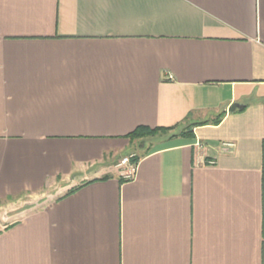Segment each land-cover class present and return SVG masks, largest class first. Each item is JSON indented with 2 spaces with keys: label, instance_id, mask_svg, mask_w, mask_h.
Wrapping results in <instances>:
<instances>
[{
  "label": "crops",
  "instance_id": "obj_1",
  "mask_svg": "<svg viewBox=\"0 0 264 264\" xmlns=\"http://www.w3.org/2000/svg\"><path fill=\"white\" fill-rule=\"evenodd\" d=\"M139 126L193 136L127 179ZM48 193L0 264H264V0H0V206Z\"/></svg>",
  "mask_w": 264,
  "mask_h": 264
},
{
  "label": "rangeland",
  "instance_id": "obj_2",
  "mask_svg": "<svg viewBox=\"0 0 264 264\" xmlns=\"http://www.w3.org/2000/svg\"><path fill=\"white\" fill-rule=\"evenodd\" d=\"M193 130V127L189 126V128L176 129L170 133H158L155 136L149 137L146 140L136 139L133 141V152L135 154H139V152L143 151L148 153L154 149H157L162 145V139L167 138L172 135H176L175 137H179V135L186 130ZM142 146V147H141ZM141 150V151H140ZM126 156V155H125ZM124 157V156H123ZM122 157V158H123ZM55 193H48L44 196L38 197L37 199H32L31 197L25 198L21 201V204H8L4 206H0V229H2L5 225H9L17 220H19L22 216L25 215V211H31L35 209H40L50 203L53 199H55ZM21 206V207H20Z\"/></svg>",
  "mask_w": 264,
  "mask_h": 264
},
{
  "label": "trees",
  "instance_id": "obj_3",
  "mask_svg": "<svg viewBox=\"0 0 264 264\" xmlns=\"http://www.w3.org/2000/svg\"><path fill=\"white\" fill-rule=\"evenodd\" d=\"M223 114H220L216 119L212 120L213 123H219L222 119ZM176 129V126L173 127H158L155 129H152L147 126H139L137 127L131 134H129V138L131 140L136 139H142L146 140L149 137L155 136L158 133H170ZM176 135H172L171 137H175ZM179 136L183 137H192L193 136V130L191 128L189 130L183 131ZM139 160V157L135 159V161ZM76 188H73L70 192H73Z\"/></svg>",
  "mask_w": 264,
  "mask_h": 264
},
{
  "label": "built area",
  "instance_id": "obj_4",
  "mask_svg": "<svg viewBox=\"0 0 264 264\" xmlns=\"http://www.w3.org/2000/svg\"><path fill=\"white\" fill-rule=\"evenodd\" d=\"M172 77V76H170ZM137 154L130 153L121 158L117 165L121 169V174L127 179H133L136 176L139 160L135 161Z\"/></svg>",
  "mask_w": 264,
  "mask_h": 264
},
{
  "label": "water",
  "instance_id": "obj_5",
  "mask_svg": "<svg viewBox=\"0 0 264 264\" xmlns=\"http://www.w3.org/2000/svg\"><path fill=\"white\" fill-rule=\"evenodd\" d=\"M244 107L243 104H240V103H234L232 104L230 107H229V111L230 112H233V111H236L237 109H240Z\"/></svg>",
  "mask_w": 264,
  "mask_h": 264
}]
</instances>
